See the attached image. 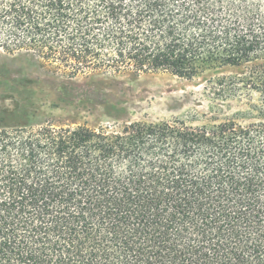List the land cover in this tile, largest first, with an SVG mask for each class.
<instances>
[{"label":"trees","instance_id":"trees-1","mask_svg":"<svg viewBox=\"0 0 264 264\" xmlns=\"http://www.w3.org/2000/svg\"><path fill=\"white\" fill-rule=\"evenodd\" d=\"M0 51L71 79L212 74V110L242 105L0 125V264H264V0H0Z\"/></svg>","mask_w":264,"mask_h":264},{"label":"rangeland","instance_id":"rangeland-1","mask_svg":"<svg viewBox=\"0 0 264 264\" xmlns=\"http://www.w3.org/2000/svg\"><path fill=\"white\" fill-rule=\"evenodd\" d=\"M240 72L228 67L214 76ZM211 76L186 80L160 73L71 79L55 75L33 55L0 51V125L26 121L35 126L98 127L174 118L203 125L233 117L242 105L233 103L222 112L212 110L216 103L210 93Z\"/></svg>","mask_w":264,"mask_h":264}]
</instances>
